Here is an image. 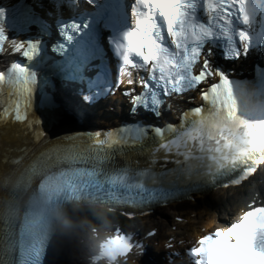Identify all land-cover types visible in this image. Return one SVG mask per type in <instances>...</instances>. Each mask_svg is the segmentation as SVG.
<instances>
[{"label": "snow or ice", "instance_id": "snow-or-ice-1", "mask_svg": "<svg viewBox=\"0 0 264 264\" xmlns=\"http://www.w3.org/2000/svg\"><path fill=\"white\" fill-rule=\"evenodd\" d=\"M84 2L94 4L95 11H81L78 20L80 0H50L53 12L67 8L69 16L57 21L59 39L49 46L63 58V65L54 61L43 77L26 62H41L37 58L44 51V41L39 35L21 38L20 34L28 33L33 25L40 26L43 33L48 26L22 0L9 7L0 6V55L18 53L25 61L10 62L0 70V90L7 89L14 105L5 108L0 118L27 120L38 78L52 89L56 79L83 81V69L93 67L89 61L103 56L98 21L103 22V28L113 30L108 43L119 60V78L115 86L106 79V88L98 86L99 76L91 80L88 87L96 91L84 95L83 102H95L126 82L128 87L122 94L130 98L133 116L143 109L162 119L166 107L171 109L175 101L191 99L193 91L199 92L211 110L205 115L201 107L189 108L182 113L179 126L168 123L161 128L136 121L115 131H98L95 138L88 137L92 144L86 148L58 150L65 152L62 159L69 166L50 179L70 188L95 190L108 202L148 208L167 201L174 191L200 190L215 183L217 177L229 175L235 182L258 162H264V69L259 71L250 93L245 82L230 79L216 62L218 56L229 61L247 57L250 51L264 52V0H134L130 27L123 26V5L116 0ZM198 11L207 13V23L197 19ZM141 69L147 71L146 77L140 74ZM213 75L218 78L216 82L211 79ZM136 84L142 91H136ZM249 96L256 102L251 103ZM40 104L37 125L42 121L56 125L67 116L50 93L41 91ZM164 132L171 133L172 139ZM125 146L133 150L147 147L148 164L140 169L117 167L114 156ZM158 159L165 163L160 165L162 171L155 172L153 165ZM89 162L91 167L76 166ZM168 163L174 167L166 168ZM154 232L152 229L146 235ZM134 247L140 249V255L147 252L142 240L117 231L100 244L99 254L93 259L115 264L117 258L126 260ZM185 252L194 264H264V207L244 211L237 221L222 229L211 228L195 236L194 244ZM54 254L44 239L35 237L18 247L16 260L17 264H48L47 257Z\"/></svg>", "mask_w": 264, "mask_h": 264}, {"label": "bare ground", "instance_id": "bare-ground-1", "mask_svg": "<svg viewBox=\"0 0 264 264\" xmlns=\"http://www.w3.org/2000/svg\"><path fill=\"white\" fill-rule=\"evenodd\" d=\"M11 136L12 135L10 128L0 133V223L4 213L7 197L9 196V188L11 185V181L14 179L15 175L17 174V173L11 174V168L13 165L12 164L13 156L22 154V152H24V149L19 150L21 144L18 143V141H12ZM28 158H31V156L26 157L27 160ZM262 184L264 188V173L260 174L257 178H255V181L249 183V186L252 190H259ZM258 192L260 195H264L263 189L261 190V192L260 190ZM198 200L200 204L201 202H203L207 204V206H209V208H205V211L207 212V215H209L211 221L212 219L216 218L215 220H217L218 222H223L228 218H231L232 215L234 214V211H237L239 207L243 206L245 201L244 197H242L241 195L237 196V194L233 195L232 197L229 196L224 197L223 200L220 202L216 200L210 201V199L206 197L204 194H202L201 197L198 198ZM169 204H171L172 208L174 206L176 207L175 205L176 202H170ZM164 215H166V212L165 214H163V217L159 219V221H157V224L152 226L161 229L160 226L166 223L167 221V217H165ZM149 221H153V220L150 219L148 220V222ZM172 223H174V221ZM187 226L189 225H185L184 227ZM194 230L189 231L188 228H185L187 234H191V233L193 234ZM91 243H92V239H88V241L85 244V247L88 248L91 245Z\"/></svg>", "mask_w": 264, "mask_h": 264}, {"label": "rangeland", "instance_id": "rangeland-1", "mask_svg": "<svg viewBox=\"0 0 264 264\" xmlns=\"http://www.w3.org/2000/svg\"><path fill=\"white\" fill-rule=\"evenodd\" d=\"M245 189L247 190L246 192H251L250 188L249 187L247 188V185H244L242 187H238V189L236 188V190L229 189V188L228 189L227 188L226 189L214 188V189L210 190L207 195L210 198H217L218 200H220L221 198H224V197L233 196V195L239 193L240 190L244 191ZM199 205L200 204L196 203V201L195 202H188V203L182 204V206L180 207V210L183 211L184 214H187V216L191 215V213L193 212L194 215H192L191 218L192 219H196V218L198 219V216L205 215V213H203L202 209H198ZM165 210L167 211L168 209L166 208ZM178 212H180L179 209L170 208L169 213H168L169 218L172 217V214L178 213ZM150 215H155L156 217L159 218V214L156 213V212H154V213H152ZM155 216L154 217H146L144 219L143 218H139L136 221L135 224H130V225L139 228V227H141V224H140L141 220H145V224L146 225H152V224H150L151 221L148 222V220H150V219H152V220L158 219V218H155ZM116 220H118V219H116ZM108 222H109L108 220L97 219V222H95V224L102 225L103 223L107 224ZM88 223L92 224L90 221H88ZM84 231H86V230L84 229Z\"/></svg>", "mask_w": 264, "mask_h": 264}, {"label": "water", "instance_id": "water-1", "mask_svg": "<svg viewBox=\"0 0 264 264\" xmlns=\"http://www.w3.org/2000/svg\"><path fill=\"white\" fill-rule=\"evenodd\" d=\"M201 207H204V208H209V206H207V204H205V203H203L202 202V205H201ZM175 208H177V207H174V208H172V209H175ZM170 209H168V211H169ZM167 213V212H166ZM168 214V213H167ZM216 218H214V219H212V221H211V219H210V217H208L206 220L208 221V222H218L217 220H215Z\"/></svg>", "mask_w": 264, "mask_h": 264}]
</instances>
